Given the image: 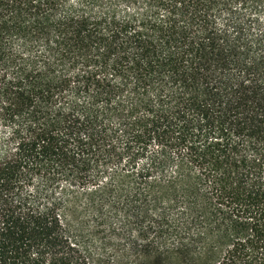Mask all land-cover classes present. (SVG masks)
I'll return each mask as SVG.
<instances>
[{"label": "trees", "instance_id": "obj_1", "mask_svg": "<svg viewBox=\"0 0 264 264\" xmlns=\"http://www.w3.org/2000/svg\"><path fill=\"white\" fill-rule=\"evenodd\" d=\"M0 264H264V0H0Z\"/></svg>", "mask_w": 264, "mask_h": 264}]
</instances>
